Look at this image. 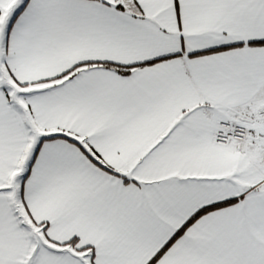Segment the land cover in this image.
I'll list each match as a JSON object with an SVG mask.
<instances>
[{
  "label": "snow or ice",
  "instance_id": "obj_1",
  "mask_svg": "<svg viewBox=\"0 0 264 264\" xmlns=\"http://www.w3.org/2000/svg\"><path fill=\"white\" fill-rule=\"evenodd\" d=\"M0 264H264V0H0Z\"/></svg>",
  "mask_w": 264,
  "mask_h": 264
}]
</instances>
